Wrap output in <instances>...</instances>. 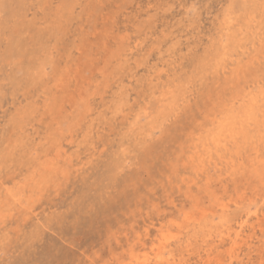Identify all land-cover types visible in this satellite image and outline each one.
I'll return each instance as SVG.
<instances>
[{
    "label": "rangeland",
    "instance_id": "obj_1",
    "mask_svg": "<svg viewBox=\"0 0 264 264\" xmlns=\"http://www.w3.org/2000/svg\"><path fill=\"white\" fill-rule=\"evenodd\" d=\"M263 122L264 0H0V264H264Z\"/></svg>",
    "mask_w": 264,
    "mask_h": 264
},
{
    "label": "bare ground",
    "instance_id": "obj_2",
    "mask_svg": "<svg viewBox=\"0 0 264 264\" xmlns=\"http://www.w3.org/2000/svg\"><path fill=\"white\" fill-rule=\"evenodd\" d=\"M163 98H164V97H163ZM164 100H165V99H164ZM160 101H161V100H160ZM162 102H163V100H162ZM252 107H253V106H252ZM241 110H242V109H241ZM245 110H246V109H245ZM212 112H213V111H212ZM244 112H245V111H244ZM252 112H253V111H252ZM255 113H256V111H255ZM178 114H179V113H178ZM255 116H256V115H255ZM214 117H215V116H214ZM240 117H241V116H240ZM243 117H244V116H243ZM245 117H246V116H245ZM205 118H206V117H205ZM248 119H249V118H248ZM198 120H200V119H198ZM244 120H245V119H244ZM252 120H253V119H252ZM213 121H214V120H213ZM262 121H263V120H262ZM262 121H261V122H262ZM203 122H204V121H203ZM232 122H233V121H232ZM234 122H235V120H234ZM255 122H256V121H255ZM210 123H211V122H210ZM259 123H260V122H258V125H259ZM263 123H264V122H263ZM263 123H262V124H263ZM232 124H233V123H232ZM235 124H236V123H235ZM254 124H255V123H254ZM254 124H253V125H254ZM260 124H261V123H260ZM211 125H212V124H211ZM225 125H228V127H229L230 122H229V124L226 123ZM242 125H244V124H242ZM209 126H210V125H209ZM240 126H241V125H240ZM196 127H197V126H196ZM241 127H242V126H241ZM246 127H249L248 129H250V126H246ZM211 128H213V127H210L209 129H211ZM236 128H237V127H236ZM236 128H235V129H236ZM243 128L245 129V127H243ZM251 128H252V127H251ZM255 128H256V127H255ZM213 129H214V128H213ZM241 129H242V128H241ZM241 129H240V131H241ZM252 129H253V128H252ZM256 129H257V128H256ZM259 129H260V128H259ZM259 129H258V130H259ZM201 130H203V129H201ZM211 130H212V129H211ZM211 130H210V133L213 131V130H212V131H211ZM227 130H228V129H227ZM258 130H257V133H259ZM208 131H209V130H208ZM221 131H222V130H221ZM223 131H224V130H223ZM223 131H222V132H223ZM232 131H233V130H232ZM240 131H239V132H240ZM244 131H245V130H244ZM246 131H247V130H246ZM251 131H252V130H251ZM255 131H256V130H255ZM261 131H264V130H261ZM204 132H205V131H204ZM237 132H238V131H237ZM241 132H242V131H241ZM248 132H249V131H248ZM202 133H203V132H202ZM232 133H233V132H232ZM243 133H245V132H243ZM243 133H242V134H243ZM214 134H215V132H214ZM216 134H218V133H216ZM229 134H230V133H229ZM229 134H228V135H229ZM253 134H254V133H253ZM253 134H252V135H253ZM261 134H262V133H261ZM194 135H195V134H194ZM199 135H200V134H199ZM202 135H205V133L202 134ZM212 135H213V132H212ZM218 135H219V134H218ZM220 135H222V134H220ZM223 135H224V134H223ZM231 135H232V134H231ZM240 135H241V134H240ZM197 136H198V135H197ZM224 136H225V135H224ZM238 136H239V135H238ZM249 136H250V135H249ZM256 136H257V135H256ZM225 137H226V136H225ZM230 137H231V136H230ZM252 137H254V135H253ZM112 138H113V137H112ZM198 138H200V137H198ZM204 138H205V137H204ZM209 138L211 139L212 137H209ZM213 138H214V137H213ZM223 138H224V137H223ZM233 138H234V137H233ZM235 138H236V137H235ZM237 138H238V137H237ZM239 138H240V137H239ZM241 138H242V137H241ZM241 138H240V139H241ZM246 138H247V137H246ZM254 138H255V137H254ZM254 138H252V139H254ZM258 138H259V137H258ZM196 139H197V138H196ZM207 139H208V138H207ZM240 139H239V140H240ZM249 139H251V137H250ZM249 139H248V140H249ZM193 140H194V139H193ZM199 140H200V139H199ZM204 140H206V138H205ZM214 140H215V138H214ZM218 140H219V139H218ZM226 140H228V138L225 139V141H226ZM242 140H243V139H242ZM246 140H247V139H246ZM259 140H260V139H259ZM206 141H207V140H206ZM228 141H229V140H228ZM232 141H233V139H232ZM191 142H192V140H191ZM196 142H197V141H196ZM207 142H208V141H207ZM235 142H236V141H234V143H235ZM238 142H239V141H238ZM257 142H258V141H257ZM259 142H260V141H259ZM185 143H186V142H185ZM194 143H195V142H194ZM194 143H193V144H194ZM199 143H200V142H199ZM217 143H218V141H217ZM221 143H223V141H222ZM227 143H228V142H227ZM229 143H230V141H229ZM234 143H233V144H234ZM243 143H246L245 145H246V147H248V146H247V145H248L247 142L244 141ZM248 143H249V142H248ZM253 143H255L254 140H253ZM186 144H187V143H186ZM189 144H190V142H189ZM239 144H240V143H239ZM249 144H250V143H249ZM257 144H258V143H257ZM257 144H256V145H257ZM202 145H203V144H202ZM206 145H207V144H206ZM217 145H218V144H217ZM223 145H224V143H223ZM226 145H227V144H226ZM236 145H237V144H236ZM240 145H241V144H240ZM245 145H244V146H245ZM258 145H259V144H258ZM190 146H191V145H187V148H186V149H188V147H190ZM195 146H196V143H195ZM203 146H204V145H203ZM208 146H209V145H208ZM213 146H214V145H213ZM231 146H232V145H231ZM237 146H238V145H237ZM260 146H261V145H260ZM197 147H198V146H197ZM199 147H200V146H199ZM199 147H198V148H199ZM253 147H254V144H253ZM255 147H256V146H255ZM257 147H258V146H257ZM263 147H264V146H263ZM141 148H143V147H141ZM198 148H197V150H198ZM207 148H208V147H207ZM223 148H224V147H223ZM243 148H244V147H243ZM190 149H191V148H190ZM225 149H226V148H225ZM225 149H224V150H225ZM238 149H239V148H238ZM255 149H256V148H255ZM260 149H261V147H260ZM263 149H264V148H263ZM193 150H194V148H193ZM193 150H192V151H193ZM201 150H202V149H201ZM227 150H228V149H227ZM235 150H237V149L235 148ZM198 151H199V150H198ZM206 151H208V150H206ZM220 151H222V150H220ZM246 151H247V150H246ZM252 151H253V150H252ZM254 151H257V149L254 150ZM254 151H253V152H254ZM201 152H202V151H201ZM209 152H210V150H209ZM218 152H219V151H218ZM236 152H238V151H236ZM250 152H251V151H249V153H250ZM257 152H258V151H257ZM261 152H262V151H261ZM198 153H199V152H198ZM239 153H240V152H239ZM243 153H244V150H243ZM178 154H179V153H178ZM240 154H241V153H240ZM207 155H208V154H207ZM256 155H257V153H256ZM236 156H237V155H236ZM238 156H240V155H238ZM238 156H237V157H238ZM250 156H251V155H250ZM258 156H259V154H258ZM191 157H192V156H191ZM232 157H233V155H232ZM243 157H245V155H244ZM133 158H134V157H133ZM177 158H178V157H177ZM221 158H222V156H221ZM259 158H260V157H259ZM262 158H263V157H262ZM150 159H151V158H150ZM222 159H223V158H222ZM229 159H230V158H229ZM233 159H234V158H232L231 161H233ZM243 159H244V158H243ZM256 159H257V158H256ZM227 160H228V159H227ZM244 160H246V158H245ZM174 162H175V161H174ZM208 162H209V161H208ZM227 162H228V161H227ZM242 162H243V161H242ZM209 163H210V162H209ZM209 163H208V165H209ZM245 163H246V162H245ZM172 164H176V163H173V162H172L171 165H172ZM233 164H234V163H233ZM250 164H251V163H250ZM253 164H254V163H253ZM253 164H252V165H253ZM255 164H256V163H255ZM262 164H263V163H262ZM262 164H261V166H262ZM236 165H238V164L236 163ZM243 165H244V164H243ZM183 166H184V165H183ZM183 166H182V167H183ZM185 166H186V165H185ZM226 166H227V165H226ZM239 166H240V165H239ZM244 166H245V165H244ZM248 166L250 167V165H248ZM248 166H247V167H248ZM259 166H260V164H259ZM169 167H170V166H169ZM176 167H177V165H176ZM176 167H175V168H176ZM182 167H181V168H182ZM186 167H187V166H186ZM232 167H233V165H232ZM257 167H258V166H257ZM172 168H173V167H172ZM172 168H171V169H172ZM228 168H229V167H228ZM234 168H235V166H234ZM258 168H259V167H258ZM169 169H170V168H169ZM188 169H189V168H188ZM190 169H191V168H190ZM219 169H220V168H219ZM147 170H148V168H147ZM172 170H173V169H172ZM172 170H171V172H172ZM223 170H224V168H223ZM190 171H191V170H190ZM195 171H196V170H195ZM220 171H221V173H222V170H220ZM243 171H244V170H243ZM173 172H174V171H173ZM184 172H185V171H184ZM224 172H225V171H224ZM182 173H183V172H182ZM192 173H193V172H192ZM192 173L189 172L190 175H191ZM196 173H198V172H196ZM199 174H200V173H199ZM182 175H184V174H182ZM192 175H193V174H192ZM197 175H198V174H197ZM217 175H218V174H217ZM239 175H241V174H239ZM214 176H215V175H214ZM138 177H139V176H138ZM158 177H159V175H158ZM192 177H193V176H192ZM192 177H191V178H192ZM197 177H198V176H197ZM156 178H157V176H156ZM189 178H190V177H189ZM206 178H208V177H206ZM214 178H215V177H214ZM221 178H222V177H221ZM198 179H199V178H198ZM227 179H228V178H227ZM207 180H208V179H207ZM211 180H212V179H211ZM219 180H220V178H219ZM220 181H221V180H220ZM158 182H160V181H158ZM158 182H157V183H158ZM147 184H148V183H147ZM150 184H151V183H150ZM150 184H148V185H150ZM148 185H147V186H148ZM155 185H156V184H155ZM160 185H161V184H160ZM160 185H159V186H160ZM173 186H174V185H173ZM173 186H172V187H173ZM200 186H201V185H200ZM256 186H257V185H256ZM145 187H146V186H145ZM156 187H157V186H156ZM207 187H208V186H207ZM146 188H147V187H146ZM151 188H153V187H151ZM153 189H154V188H153ZM172 189H173V188H172ZM255 189H256V188H255ZM155 190H156V188H155ZM155 190H154V191H155ZM162 190H163V189H162ZM245 191H246V190H245ZM255 191H256V190H255ZM139 192H141V191H139ZM135 193H137V192H135ZM135 193H134V196L138 194V193H137V194H135ZM141 193H142V192H141ZM141 193L139 194L140 197L142 196ZM10 195H11V194H10ZM141 199H142V198H140V200H141ZM130 201H131V200H130ZM147 201H148V200H147ZM139 202H140V201H139ZM127 204H128V203H127ZM129 204H130V203H129ZM140 204H141V202H140ZM218 205H220V204H218ZM128 206H129V205H128ZM220 208L226 210V205H222V204H221V205H220ZM129 212H130V211H129ZM205 212H206V211L204 210L203 213H205ZM186 213H188V212H186ZM205 215H206V214H205ZM248 215H249V213H245L244 216H245L246 218H245L244 220H241V222H240V226H241V227H243V225L247 222V217H248ZM187 216L189 217V215H187ZM183 218H184V217H183V215H182V219H183ZM183 220H184V219H183ZM187 221H188V220H187ZM189 221H190V220H189ZM179 222H180V221H179ZM176 224H178V223H176ZM176 224H175V226H176ZM179 224H180V223H179ZM168 227H169V226H168ZM177 227H178V226H177ZM182 227H183V226H182ZM182 227H181V228H182ZM171 228H172V227H171ZM166 233H168V232H166ZM172 234H174V233H172ZM162 235H163V234H162ZM169 235H171V234L169 233ZM169 235H168V236H169ZM173 236H175V235H173ZM163 237H164V236H163ZM163 237H162V238H163ZM166 237H167V236H166ZM169 237H171V236H169ZM248 237H249V236H248ZM164 239L167 240L168 238H164ZM164 239L161 240V241L164 242ZM174 239H175V237H174ZM174 239H173V240H174ZM168 240H169V239H168ZM163 242H162V243H163ZM166 242H167V241H166ZM164 243H165V242H164ZM216 244H217V243H216ZM161 245H162V244H161ZM192 245H193V244H192ZM186 246H188V245H186ZM213 246H214V245H213ZM213 246H212V247H213ZM188 247H189V246H188ZM160 248H161V247H160ZM163 250H165V249H163ZM158 251H159V249H158ZM161 252L163 253L162 250H161ZM162 253H161V254H162ZM159 254H160V253H159ZM236 254H237V253H236ZM143 256H144V255H143ZM157 257H159V256H157ZM161 257H162V256H161ZM131 258H132V257H131ZM135 258H136V256H135ZM144 258H145V257H144ZM158 260H159V259H158ZM137 261H138V260H137ZM141 261H142V260H139V262H141ZM145 262H146V261H144L143 264H144ZM239 263H240V262H239ZM229 264H232V262H230Z\"/></svg>",
    "mask_w": 264,
    "mask_h": 264
}]
</instances>
